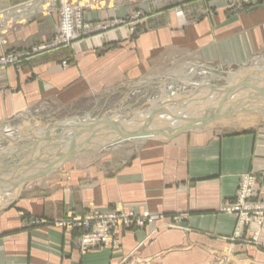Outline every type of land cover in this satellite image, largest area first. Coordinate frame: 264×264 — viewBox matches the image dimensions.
<instances>
[{"label":"crops","instance_id":"crops-1","mask_svg":"<svg viewBox=\"0 0 264 264\" xmlns=\"http://www.w3.org/2000/svg\"><path fill=\"white\" fill-rule=\"evenodd\" d=\"M30 1L0 0V11L16 15L11 9ZM38 1L39 8L23 9L28 20L11 28L4 52L29 50L56 32L57 16H44L46 0ZM89 6L90 21L96 15L120 21L142 16L137 35L119 25L69 48L0 67V128L22 118L26 132L48 131L53 124L40 118L33 124L28 116L52 107L82 114L90 102L98 108L121 90L147 91L156 81L147 76L177 56L238 66L264 55V0H250L237 11L222 0H106ZM21 135L24 142L32 137ZM246 175L256 179L264 204V124L240 133L209 128L133 150L83 153L23 186L0 209V264H264V218L261 225L242 226L240 216L226 211L237 202ZM130 211L152 221L114 230L118 245L85 255L82 231L59 227L70 216Z\"/></svg>","mask_w":264,"mask_h":264},{"label":"rangeland","instance_id":"rangeland-1","mask_svg":"<svg viewBox=\"0 0 264 264\" xmlns=\"http://www.w3.org/2000/svg\"><path fill=\"white\" fill-rule=\"evenodd\" d=\"M105 1L106 0H46V3L44 4L46 8L43 9L42 6V14L48 17L57 16L56 32L47 42L35 45L31 47L29 50L17 51V52L12 51L8 53L4 52V49L7 44L8 38L10 37L9 33L11 32L10 31L11 28H13L16 23L19 24V23H23L24 20H28V18L27 17L25 18L23 15L24 14L23 9L27 7L39 8L38 6L39 1L32 0L30 2L18 5L16 8H14L15 10L11 9V12L17 13L16 15H11V16L8 15L7 14L8 11L6 9L0 11V55H2L0 57V67L20 65L22 62L33 59L39 55L48 52H54L64 48H69L74 43L78 42L79 39L81 40L84 37H88V36L93 37V36L109 33L112 30L117 29L119 25L128 26L130 31H132L131 32L132 35L133 36L137 35V31L135 29L137 26L136 24L141 22L143 18L140 15H132L127 17L126 19L125 18L122 19L121 21L119 20V18L103 20L102 19L103 17L101 15L94 16L92 21L88 19L86 15V11L90 7L89 6L90 2L92 3V5L96 7H101V4ZM223 1L224 0H222V2ZM116 2H119V0H116ZM66 9L72 10V12L75 13L74 15H72L71 18L74 24L73 26L82 27L83 30L80 31L76 29V31H79L76 34L80 36L78 40L72 42L69 45L66 44L60 45L59 42L63 39L62 29L65 23V16L63 15V10ZM37 16L38 15L35 14L34 17ZM232 65L224 66V64L221 63L219 64L205 63L202 62V60H200L198 56H194V55L177 56L175 61H170L160 64L159 70L156 73L149 74L150 76L149 75L147 76L148 79L151 78L152 76H156V78H154L156 81H154L153 87L150 86L147 91H141V90L139 91L138 89L132 92L127 90H121L119 91L120 93L113 96L110 99V101H104L98 108H96L95 102H90V107L89 106L86 107V109L83 110L82 114H75V113L71 114L70 113L71 110H62L56 112L54 110V107H52V110L50 108H47L44 112H38L37 114L32 113V116H28L27 119H34L32 121L33 124L38 123V122L35 123L36 120L37 121L42 120L40 123H44V124L47 121H49L48 124L49 123L53 124L54 126H52L51 129L48 128V132H47L50 138L52 139L54 138V135H52L53 133L60 134L62 132L60 128L58 129L55 128V125H57L55 121L57 120L64 121V120H72V119H82L85 121V123H90V121L100 122L109 118H115L117 116H121L123 119H130L135 114H137V112L142 113L148 111L152 106V104H155V101L157 99L162 100L161 99L163 97L162 91L165 88L168 89L167 90L168 93L166 92V96L167 95L171 96L174 93L187 94V92H191V90L194 88L192 87V88L184 89L182 88L184 84L192 85V84H197V83L201 84L206 82L209 84V86H214L216 88H225L228 85L227 84L228 80L230 79L239 81V79H243V77H246L247 74L248 75L253 74L255 77L258 76L259 78V76L262 75L264 69V55L253 58V60L249 61V63L238 64V66L237 64H232ZM220 66H222V68ZM219 68H221V72L220 70H218ZM211 73L216 74L215 75L216 77L215 78L210 77L209 74ZM219 73H221L222 75H220ZM165 83L166 85H164ZM37 118L38 119L40 118L41 120H38ZM22 120L24 119L22 118L20 120L18 119L15 122H13V124L4 125L3 127L0 128V139H2V136L3 138L5 137L0 141V162L1 160L4 159L7 160L8 157L10 158L12 157L10 160L11 163L13 162L16 163L18 162V160L20 161V157L23 154L22 151L23 147L30 148V150H33L31 152L26 151L28 154H25L24 157H22L23 160H25L27 163L30 160L27 157V155L28 156L32 154L34 155L35 152H41L39 154L42 160H48L49 162H53L54 159H57L58 155L64 154L65 150H63L62 145L59 144L53 145V143L46 142L45 146L39 149L36 145L33 144V142H30V140L29 141L26 140L27 142L21 141V136H20L21 133L28 131V129L23 131ZM263 124H264V105L261 110L259 109L256 112L238 111L234 114L226 115L223 118L216 119L214 123L205 127L204 129L207 130L210 128L224 134L240 133V132H245L246 130H250L251 128H256ZM34 131L40 132L43 130L40 128H36ZM191 132H195V131H191ZM11 140L14 142H10ZM148 142H153V141H148ZM56 143H58V141ZM31 144H33L34 146ZM140 145H142V143L138 145L131 144L128 146L127 145L113 146L114 148L110 147L105 150H86L84 152L78 153L73 158H77L78 156H81L83 153L93 152L100 154L104 152L108 153V152L119 151L125 148H129L133 150L135 147H138ZM10 147H15L13 148L11 156L9 155L11 153ZM73 158L66 160L63 164L71 161ZM32 160L33 159H31L30 161ZM63 164L59 165L58 168L61 167ZM22 169L25 168L23 167ZM22 169H17L16 167L10 168V170L1 169L2 171L1 174L6 176L8 174H12L9 176V178H14L16 174L14 175L13 173L17 170L20 173ZM25 176L26 175H23L22 177ZM17 177H19L20 179L21 178L20 174H18ZM46 177H48V175L31 179L27 183H25V185L29 184V182L31 183V182L40 181ZM20 191L21 188H18L17 195L20 193ZM6 207H8V204L1 205L0 209ZM223 264H230V263L223 261Z\"/></svg>","mask_w":264,"mask_h":264},{"label":"bare ground","instance_id":"bare-ground-1","mask_svg":"<svg viewBox=\"0 0 264 264\" xmlns=\"http://www.w3.org/2000/svg\"><path fill=\"white\" fill-rule=\"evenodd\" d=\"M23 15L24 17L26 16L25 14ZM64 30L67 35H71L73 28L65 26ZM263 74L264 69L262 75L260 74L262 78L261 76L258 78V76L255 77L253 74H247L246 77L239 79V81L233 79L228 80V85L225 88H236L237 91L230 92L227 96L224 95L222 91L220 92L222 88L209 86L206 82L192 85L184 84L182 86L184 89L195 88H193L191 92H187V94L174 93L171 96H166L168 89L165 88L162 91V100L157 99L158 101L156 100L155 104H152L148 111L142 113L137 112V114L130 119H123L121 116L106 119L104 120L105 125H95L93 129L90 130V133L81 137L76 136V133L78 132L76 126L81 125L83 126L82 128H84L86 124L89 123H85L82 119H72L66 122H60L57 126L63 131L60 133L62 134V137L58 143L59 145H62L63 150H65L64 154H70L74 150L79 149H82L81 152H84L86 150H105L113 146L138 145L148 141H166L191 131L196 132L203 130L205 127L214 123L216 119L223 118L226 115L234 114L238 111L256 112L259 109L261 110L264 105ZM215 75L216 74L214 73L209 74L212 78H215ZM164 85H166V83ZM255 87H258L259 89H254ZM90 123H92V121H90ZM108 124L117 125L119 128L116 130L112 128L108 129ZM47 132L48 131H32L22 132L21 134L27 133L31 135L33 138H30V142H33L34 145L41 149L46 144V142L41 141V139L47 134ZM93 134H97L95 138H92ZM52 135L57 137L59 134L53 133ZM4 138L2 136V139ZM2 139H0V141ZM72 140L75 141L72 142ZM13 148L15 147H10V156ZM22 151L23 154L20 157V161L18 160L16 163H11L10 160L12 157H8L7 160L4 159L0 162V206L11 204V202L16 199L18 187H11L10 184L18 181V174H20L21 178L23 175H26L31 179L35 177L37 178L39 173H44L45 170H48L49 166L51 167L59 161V159H54L53 162L56 163H53L48 160H42L39 154L41 152H35L34 155H27L30 160L33 159L32 161L29 160L27 163L22 157H24L25 154H28L27 152L33 150L23 147ZM65 161H62L60 165ZM13 167H16L17 169H22L24 167L25 169H22L20 173L18 170L15 171L13 173L14 175L16 174L14 178H9L12 174H8L7 176L1 174V169L10 170V168Z\"/></svg>","mask_w":264,"mask_h":264},{"label":"built area","instance_id":"built-area-1","mask_svg":"<svg viewBox=\"0 0 264 264\" xmlns=\"http://www.w3.org/2000/svg\"><path fill=\"white\" fill-rule=\"evenodd\" d=\"M223 2L230 10L237 11L243 5L249 4L250 0H224ZM74 14L72 10H63L65 23L62 29L63 39L59 42L60 45H69L80 38L76 34V29L83 30V28L73 26L71 18ZM65 26L73 28L71 35H67L64 30ZM260 199L256 179L249 175L243 176L237 194V202L228 206L226 211L240 216V225L242 226H249L254 221L261 225L264 218V204L260 203ZM151 221L148 214L137 217L132 211L125 213H92L88 217L70 216L67 221L60 222L59 227L82 231L80 249L81 253L85 255L94 248L118 245L119 242L113 235L114 230L120 228L130 229L134 226L142 227L145 223Z\"/></svg>","mask_w":264,"mask_h":264},{"label":"water","instance_id":"water-1","mask_svg":"<svg viewBox=\"0 0 264 264\" xmlns=\"http://www.w3.org/2000/svg\"><path fill=\"white\" fill-rule=\"evenodd\" d=\"M254 89H259L258 87H255ZM237 91L236 88H222V90H220V92L222 91V93L224 95L227 96L228 93L230 92H233V91ZM232 94V93H231ZM230 96V95H229ZM263 97H264V93H263ZM105 125L104 124V121H100V122H92V123H89V124H86V126L84 128H82L83 126L79 125V126H76V129H78V132L76 133V136L78 137H81L85 134H88L90 133V130L93 129V127L95 125ZM108 129L112 128L114 130H116L117 128H119V126L117 125H113V124H108L107 125ZM55 128H60L58 127L57 125H55ZM63 131V130H62ZM97 134H93L92 138H95ZM75 136V137H76ZM62 137V134H59L57 137H54L53 139L50 138L49 134L47 133L46 136H44L41 141H44V142H50V143H56L57 141L60 140V138ZM77 138V137H76ZM89 139H90V136H89ZM75 140H72V142H74ZM71 142V143H72ZM82 151V149L80 150H74L73 152H71L70 154H60L57 156V159H59L58 163L57 164H53L51 167L49 166L48 167V170H45L44 173H39V176L38 177H43V176H47L49 175L50 173L54 172L55 170H57L58 166L60 165V163L62 161H65V160H68V159H71L73 158L74 156H76L78 153H80ZM53 163H56V162H53ZM51 165V164H50ZM36 178V177H35ZM34 179V178H33ZM29 180H31V178H28L27 176L25 177H22L20 179H18L17 182L13 183V184H10L11 187H18V188H22L25 183H27ZM9 186V187H10Z\"/></svg>","mask_w":264,"mask_h":264}]
</instances>
